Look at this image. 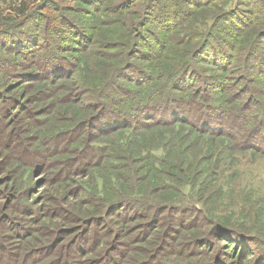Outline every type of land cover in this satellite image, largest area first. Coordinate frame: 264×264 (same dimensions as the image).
<instances>
[{
  "label": "rangeland",
  "instance_id": "rangeland-1",
  "mask_svg": "<svg viewBox=\"0 0 264 264\" xmlns=\"http://www.w3.org/2000/svg\"><path fill=\"white\" fill-rule=\"evenodd\" d=\"M41 1L0 22V264H264L263 9Z\"/></svg>",
  "mask_w": 264,
  "mask_h": 264
},
{
  "label": "trees",
  "instance_id": "trees-1",
  "mask_svg": "<svg viewBox=\"0 0 264 264\" xmlns=\"http://www.w3.org/2000/svg\"><path fill=\"white\" fill-rule=\"evenodd\" d=\"M89 1L90 0H80V5L82 7H84L85 9H87L88 7H90V4H91V2H89ZM145 1L148 2L149 0H145ZM167 1L171 2V0H167ZM242 1L243 0H240L238 5L235 6L234 8L231 7L232 11H230V14L233 15L232 18L236 17L237 14L241 13L239 11L241 10L240 9V5H242V3H243ZM251 1H254L252 3V5H254V7L257 6V7H261L263 9L261 12H257V13H261L263 15V17H264V0H251ZM41 2H42L41 0H12L8 4L4 3V7L2 5L0 7V22L1 23H5L7 25L16 24L19 21V19L21 20V18H25L29 14V12L32 10V8H34L38 4L40 5ZM247 3H250V2H247ZM183 14H180V16H183ZM146 15H147V11H146V7L144 6L137 13V16L140 19H143ZM250 17L247 18L248 21H250ZM233 29L235 31H237L236 28H234V26L233 27L232 26H224V27H222V31L223 32L224 31H228V32L231 33V31H233ZM192 30H194V32H197L199 34L198 38H200V39L205 38L206 35H203L204 31H200L201 29L198 28L197 26H195V25L192 26ZM210 32L211 31H209L207 34H209ZM246 47H247V50L253 49L252 48V43L247 44ZM252 55H254V57L257 58L256 49H253ZM189 63H192V62L190 60H188L187 64H189ZM23 77L25 79L28 78L27 75H23ZM101 93H102V89L99 88L96 91V94L99 96V95H101ZM104 148H105V146L95 145V146H90V148H88L87 151L89 152V154H92V155L94 154L95 155L97 152L98 153H103L102 151L104 150ZM82 152H83V150H81L80 153H78V154L80 156H82V155L84 156V154ZM146 159H150V160L157 159V160H160L161 158H159L155 152H150L147 155ZM113 166L117 170L120 167V162L113 164ZM166 184L169 187H174V185H172V183L166 182ZM126 199H127L126 201H127L128 204H130V203L137 204V203L149 202V203H153V205H155L153 199L146 198L144 195L138 193V191H136L134 195H130V194L126 195ZM167 203H169V205H171L173 208H175V210L178 213L184 212V211L195 212V213H198V211H199L200 213H204L205 215L207 213L206 209L204 208V206L201 205L200 203H198L197 200L193 199L188 192L184 191V188L182 189L181 195L178 198H176L174 200H171V201H169ZM219 241H226V240L221 239ZM227 241L230 243V250L232 251V249H234V243L231 242L229 239H227ZM225 253H227L226 255L230 257L229 252H225Z\"/></svg>",
  "mask_w": 264,
  "mask_h": 264
}]
</instances>
